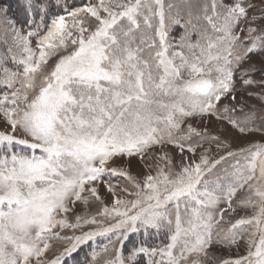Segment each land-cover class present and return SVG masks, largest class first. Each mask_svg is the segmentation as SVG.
Returning a JSON list of instances; mask_svg holds the SVG:
<instances>
[{
  "label": "snow or ice",
  "instance_id": "obj_1",
  "mask_svg": "<svg viewBox=\"0 0 264 264\" xmlns=\"http://www.w3.org/2000/svg\"><path fill=\"white\" fill-rule=\"evenodd\" d=\"M15 2L0 4V264H264V142L233 150L192 123L264 134L223 102L264 84L245 67L264 6Z\"/></svg>",
  "mask_w": 264,
  "mask_h": 264
},
{
  "label": "rangeland",
  "instance_id": "obj_2",
  "mask_svg": "<svg viewBox=\"0 0 264 264\" xmlns=\"http://www.w3.org/2000/svg\"><path fill=\"white\" fill-rule=\"evenodd\" d=\"M250 2L254 5H257L256 8L252 9L249 13L260 15V7L264 6V0H250ZM10 14V13H9ZM11 15V14H10ZM253 27H256L259 30H264V19H257L253 24ZM255 66V70H251L249 75L250 78L256 81L264 80V54L254 55L249 60L245 62V67L251 68V66ZM239 86V85H238ZM249 93H253L249 95ZM264 96V84H254L247 86L243 91L236 93V101L239 103L234 104L231 99H226L223 102L228 104L230 107L236 109L235 115L237 118L243 120L245 118L246 113H254L255 114V123L259 124L260 118L264 117V100L260 97ZM240 104L243 105V109L241 110ZM193 126L197 128H204L205 126L208 128L209 132L216 137H219L224 143L230 144L233 150L237 149L241 146H246L252 142H264V134L259 132L252 134H240L236 129L232 128L226 121L216 120L215 118L209 119L206 124L205 122H197L193 121ZM206 148H211V155L213 157H218L224 153L223 148H217L215 144L208 145L205 144ZM175 154V150H172ZM177 160H179V156H176ZM133 171H137V169L133 168ZM101 194L105 195L103 188L101 189ZM108 197H106V200ZM245 213L241 212L238 215H244ZM218 253L227 256L229 255L228 249L217 247L214 249ZM240 253L243 254L244 249L241 248ZM237 254V249L233 247L231 249V255L235 256Z\"/></svg>",
  "mask_w": 264,
  "mask_h": 264
},
{
  "label": "trees",
  "instance_id": "obj_3",
  "mask_svg": "<svg viewBox=\"0 0 264 264\" xmlns=\"http://www.w3.org/2000/svg\"><path fill=\"white\" fill-rule=\"evenodd\" d=\"M0 4H3L4 6L11 4L12 5V12H14L16 10L15 0H0ZM12 12H10V14H12Z\"/></svg>",
  "mask_w": 264,
  "mask_h": 264
}]
</instances>
